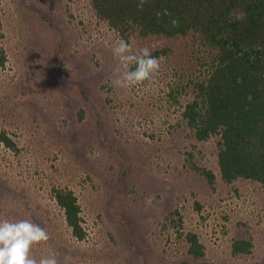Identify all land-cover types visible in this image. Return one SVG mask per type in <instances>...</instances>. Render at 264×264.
Here are the masks:
<instances>
[{
  "label": "rangeland",
  "instance_id": "rangeland-1",
  "mask_svg": "<svg viewBox=\"0 0 264 264\" xmlns=\"http://www.w3.org/2000/svg\"><path fill=\"white\" fill-rule=\"evenodd\" d=\"M158 56L152 79L114 87V43ZM0 220L27 219L50 239L32 255L63 264H264V185L226 182L219 134L195 138L182 117L214 49L200 35L126 36L90 0H0ZM213 172L214 178L203 174ZM54 188L71 190L87 236L73 237ZM197 234L204 256L185 241ZM237 239L252 243L233 252Z\"/></svg>",
  "mask_w": 264,
  "mask_h": 264
},
{
  "label": "trees",
  "instance_id": "trees-1",
  "mask_svg": "<svg viewBox=\"0 0 264 264\" xmlns=\"http://www.w3.org/2000/svg\"><path fill=\"white\" fill-rule=\"evenodd\" d=\"M90 1L97 17L121 35L137 31L142 37H177L192 32L214 49L211 69L196 82V95L185 105L183 120L198 140L220 135L218 163L226 182L242 177L264 185V0H147L143 10L137 7L139 0ZM173 19L178 27L172 26ZM6 62L0 48V68ZM0 143L16 149L5 130L0 131ZM202 172L213 181V172ZM53 193L73 237L84 240L87 231L76 195L61 188ZM185 241L194 258L204 256L196 233L187 232ZM251 246V241L237 239L232 248L248 253Z\"/></svg>",
  "mask_w": 264,
  "mask_h": 264
},
{
  "label": "clouds",
  "instance_id": "clouds-1",
  "mask_svg": "<svg viewBox=\"0 0 264 264\" xmlns=\"http://www.w3.org/2000/svg\"><path fill=\"white\" fill-rule=\"evenodd\" d=\"M147 0H139L138 9L143 10ZM173 27L179 26L178 20H171ZM112 55L117 60L112 84L118 88H130L152 79L160 69V61L151 54L149 48H133L123 39L117 40L112 47ZM134 65L133 67H130ZM49 233L39 224L27 219L11 221L0 220V264H61L55 255L37 259L32 255L33 247L47 242ZM71 256L65 255L63 264H70Z\"/></svg>",
  "mask_w": 264,
  "mask_h": 264
}]
</instances>
